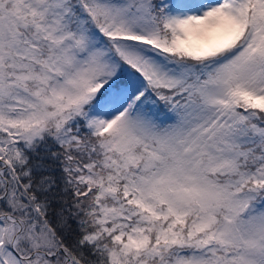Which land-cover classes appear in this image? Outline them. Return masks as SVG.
I'll use <instances>...</instances> for the list:
<instances>
[{
    "label": "snow or ice",
    "instance_id": "6c2138e0",
    "mask_svg": "<svg viewBox=\"0 0 264 264\" xmlns=\"http://www.w3.org/2000/svg\"><path fill=\"white\" fill-rule=\"evenodd\" d=\"M0 264H264V0H0Z\"/></svg>",
    "mask_w": 264,
    "mask_h": 264
}]
</instances>
